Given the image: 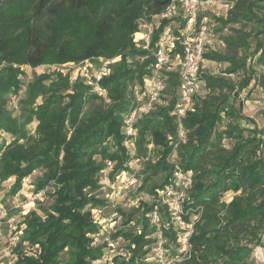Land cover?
Returning <instances> with one entry per match:
<instances>
[{"label": "trees", "instance_id": "16d2710c", "mask_svg": "<svg viewBox=\"0 0 264 264\" xmlns=\"http://www.w3.org/2000/svg\"><path fill=\"white\" fill-rule=\"evenodd\" d=\"M225 1L230 8L224 17L215 18L217 30H233L235 36H223L224 43L248 54L240 60L218 52H204L202 57L226 61L225 73L242 71L243 76L234 83L200 71V90L207 93L194 97L192 109L181 120L184 142L177 143L175 71L162 74L164 95L169 93L164 103L134 123L133 137L123 130V116L136 104L135 91L142 89L151 73L155 45L164 27L168 26L174 37L171 52L182 55L186 20L181 16L164 18L170 0H0V132L13 136L7 144L0 137V184L13 177L7 194L15 195L24 179L42 168L44 174L34 191L52 185V204L41 207V215L29 211L17 224L16 231L23 228L11 249L13 264H91L101 259L103 244L92 243L99 226L91 209L105 201L91 191L99 187L97 175L107 161L112 162L111 179L129 170L128 139L136 157L145 156L149 144L159 147L158 159L147 162L142 173L147 174L145 181L151 175L163 176L158 184L141 185L153 201L143 207L139 220L133 214H121L125 225L135 221L138 227H123L111 234L113 239L127 241L128 251L127 258L114 256L113 261L147 264L144 256L156 241L151 235L157 230L176 240L170 213L157 197L169 184L173 166L167 158L174 154L180 169L192 173L180 217L188 223L191 214L199 216L187 237L184 256L172 252L175 263L253 264L250 248L240 240L255 227H264V125L257 128L234 102L242 90L252 92L251 83L264 89V70H256L264 69V0ZM204 18L213 26L208 12L202 11L188 35L195 34ZM146 23L154 26L147 46L134 36ZM247 24L255 28L248 32L233 28ZM91 58L117 59L109 64V74L99 79L97 86L79 79L70 83L69 75L61 72L41 73L27 85L19 101L24 119L19 121L8 109V99L21 86L23 66L61 65ZM104 93L109 104L83 115L84 102ZM33 120L35 136L30 137L27 126ZM221 123L223 128L218 129ZM223 138L231 140L230 147L220 145ZM31 139L33 143H29ZM228 191L235 193L232 201L222 202ZM155 209L169 221L167 226L156 229L150 222ZM62 253L67 257L61 258Z\"/></svg>", "mask_w": 264, "mask_h": 264}, {"label": "rangeland", "instance_id": "374dc122", "mask_svg": "<svg viewBox=\"0 0 264 264\" xmlns=\"http://www.w3.org/2000/svg\"><path fill=\"white\" fill-rule=\"evenodd\" d=\"M225 0H217L216 6L212 9L206 10L209 15V19L214 26L212 42L205 49V52H218L222 54L234 55L237 60H240L242 56L247 55L248 52L244 50H232L229 49L224 43L223 36H235L233 30L229 27L224 28L222 31H218V24L215 18L224 17L227 10L230 8ZM233 28L240 29L244 32H248L255 28L252 24L246 26L234 25ZM117 59H111L113 62ZM99 64V58L86 59L81 62H69L61 65H41L35 68L23 66V75L20 76L21 86L16 92L15 96L8 99L7 107L12 111L13 115L19 120H23L25 117V110L22 109L19 101L23 99L25 90L28 84L41 73H55L61 72L62 74L69 75V81L79 79L83 82L86 80H94L93 72L96 66ZM229 66L226 61L216 62L211 60L202 59L200 65V71L207 73L215 77H226L232 82L236 83L242 78L243 72L228 74L225 73V69ZM257 72L263 71V68H256ZM109 74V73H108ZM88 84V83H87ZM91 85V84H89ZM93 85V84H92ZM252 92L247 93V89L242 90L237 99L235 105L239 106L241 113L256 124L257 128H262L264 125V89L259 87H252V83L249 85ZM207 92L203 89L200 90V95L204 96ZM169 93L165 94L161 99L160 104L168 98ZM38 99L37 102H39ZM108 97L102 94L101 98H95L92 100H86L83 104L82 113L88 115L95 110L104 109L109 104ZM242 125H245V121H241ZM36 121H31L27 128L29 130L30 137L35 136ZM223 128V123L218 125V129ZM0 137L4 141V144L11 142L13 139L12 134L1 131ZM32 140V141H31ZM29 143H33L31 139ZM21 140L20 142H23ZM231 140L223 138L220 145L222 147H230ZM129 154L131 159L128 163L129 170L121 172L113 179L109 177V172L112 167L111 164L106 163V167L97 175L99 187L93 189L91 192L99 198L104 199V204L96 206L91 209L93 219L99 226L97 234L93 235L96 238L94 244H103V256L97 261L91 262V264H118L113 261L114 256L119 258H127V241L121 238H112L111 234L120 228L136 229L138 227L135 221H131L128 225L124 224L125 216L121 214H133L134 218L140 219V215L143 211V207L151 204L152 197L148 195L141 185L148 187L152 184H158L163 174L159 173L156 176L151 175L149 179L145 181L144 176L147 174L142 173L147 162L154 163L158 159L157 150L159 147L149 144L148 151L145 156L136 157L135 149L133 145H129ZM176 159L172 154L168 158V162ZM44 174V169H35L27 178L24 179L21 189L15 195H8L7 192L13 181L12 178H8L0 184V213L3 215L0 217V264H13L14 256L11 253L12 247L19 241L21 236L22 226L19 231L17 230V224L22 220V217L31 210H36L40 215L42 214L41 207H48L52 204V185H46L43 190L39 192L34 191V186L37 185ZM187 194V193H186ZM238 194V193H236ZM235 193L232 191L226 192L221 201L229 203L232 201ZM184 202V201H183ZM183 205V204H182ZM168 211V210H167ZM169 212V211H168ZM170 213V222L173 230L176 233V240L173 242L166 236H164L159 230L153 233L156 240L160 241L161 257L157 255V251L154 249L155 244L149 245L150 249L144 256V262L147 264H176L175 258L172 256V252H182L183 257L186 253L188 246L182 249L184 234H190L192 224L198 220V214H191L188 218V223L183 221L181 217L176 218L174 213ZM150 222L156 226V229H160L162 226H167L169 221L162 214L160 209H155L150 215ZM253 233L249 234L247 238L240 240V243L246 244L250 248L249 260L253 264H264V227L258 226L252 230ZM26 251L28 249L25 247ZM32 251V250H31ZM67 254L62 253L61 258H66ZM181 257V258H182ZM178 257V260H181ZM140 264V263H138Z\"/></svg>", "mask_w": 264, "mask_h": 264}, {"label": "built area", "instance_id": "2783aa9c", "mask_svg": "<svg viewBox=\"0 0 264 264\" xmlns=\"http://www.w3.org/2000/svg\"><path fill=\"white\" fill-rule=\"evenodd\" d=\"M217 0H170L164 11V18L171 20L173 17L181 16L186 20V26L183 29L184 38L182 39V55L173 54L174 37L170 33L168 26L159 34L158 40L154 49L155 62L152 66L150 75L145 79L142 89H136L137 96L136 104L123 116L124 134L133 137L135 135L134 123L141 117L150 113L155 106L160 104L161 97L164 95L165 82L162 76L163 72L175 71L178 74L177 85V103L173 114L177 123L178 142H184L185 130L182 127L181 120L185 113L192 109L193 100L196 95L200 94L199 80L200 65L203 59L205 49L212 42L213 26L204 18L197 26L194 35H188L190 28L195 24L198 14L202 11L212 9L216 6ZM153 24L146 23L140 26L139 32L135 33L136 39L144 42L147 46L153 35ZM139 36H136V35ZM109 59L99 58V64L96 66L92 76V80H86L88 84L97 86V82L102 77L108 75ZM125 145H133V142L128 139ZM169 158V157H168ZM167 158V161H168ZM107 164L111 162L107 161ZM173 166L169 184L158 191L157 197L161 204H164L169 212H173L176 218L180 217L183 212V201L186 193L191 186L192 173L191 171H182L176 159L169 162ZM3 213H0V217ZM189 234H184L182 249H185L187 237ZM96 238L93 237V244ZM155 250L159 258L161 257L160 241L154 242Z\"/></svg>", "mask_w": 264, "mask_h": 264}]
</instances>
